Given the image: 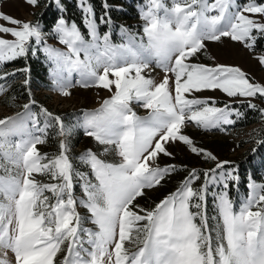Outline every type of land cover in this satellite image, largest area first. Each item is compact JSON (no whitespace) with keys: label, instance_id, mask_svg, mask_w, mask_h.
Segmentation results:
<instances>
[{"label":"snow or ice","instance_id":"6c2138e0","mask_svg":"<svg viewBox=\"0 0 264 264\" xmlns=\"http://www.w3.org/2000/svg\"><path fill=\"white\" fill-rule=\"evenodd\" d=\"M37 2L26 0L32 6ZM172 3L169 9L160 0H151L152 7L163 9L164 15L158 16L153 10L143 15L148 21L144 28L146 43L143 40L136 43L130 38L127 44H111L108 33L99 35L92 9L84 7L86 0H81V6L90 40L85 39L74 22L68 25L61 18L54 26L59 42L68 49L59 52L44 48L53 62L54 77L78 72L81 80L86 81L83 86L109 91L115 86L111 99L104 101L97 112L87 115L82 126L98 143L114 145L121 161L106 163L91 150L79 157L90 166L96 181L93 183L85 173L74 171L64 141L60 142L59 154L49 159L37 148L45 142L44 138L27 129L23 114L18 119L0 120V126L11 125L0 127V155L18 170L12 174V169H5L8 175L0 176V251L11 250L16 264H55V257L66 241L64 264H104L105 258L108 264H264V206H261L264 194L257 195L255 191L257 187L264 191V185L252 186L253 193L239 212L233 210L226 192L218 195L217 208L222 221V234L218 237L222 242L215 248L206 214L190 209L203 208L201 202L205 201L208 184L219 182L216 169L204 172V184L199 190L191 186L200 178L193 171L177 192L155 209L133 210V202L144 194V189L159 185L175 170V166L150 167L149 162H155L159 153L171 155L165 144L181 141L192 146V140L180 134L186 121L206 130L234 123L230 118L233 112L227 107L207 106L205 101L185 98L186 93L219 89L229 97L257 94L264 97V86L251 83L239 68L186 63L204 48L205 41H218L221 37H230L252 49L253 43L248 41H255L254 30L264 34V23L243 13L264 18V6L250 3L242 10L232 11L234 0L212 3L184 0L187 7H182L178 0ZM211 12L217 14L209 15ZM0 19L18 26H0V33L14 38L12 41L0 38V62L26 56L32 42L41 44L38 24L22 23L4 14H0ZM101 22L110 23V20L101 17ZM259 62L264 65V57H259ZM153 63L165 73L159 84L142 75ZM55 82L63 95H69L63 79L57 78ZM3 91L0 86V94ZM133 100L143 102V107L150 110L147 117L141 119L131 111ZM199 105L203 106L195 107ZM24 107L27 110L29 106ZM249 107L256 106L249 104ZM261 112L264 114V109ZM54 120L60 124V135L70 134L60 117ZM13 135L21 138L10 144L7 138ZM6 145L10 150L5 151ZM191 151L209 160L216 159L196 147H191ZM225 163L228 162H221L216 168H223ZM45 173L58 182L38 183L34 174ZM220 175L227 188L226 179ZM74 176L84 181L82 187L87 199L79 204L91 213V222L98 226V232L81 228L82 218L76 211L77 201L73 196ZM228 178L234 179L230 173ZM46 191L55 198L54 203H49ZM254 207L258 210L253 211ZM197 216L200 224L195 222ZM141 221L146 223L140 225ZM83 235H87V241ZM126 241L138 245V250L129 255ZM85 243L91 245V251L84 247ZM0 264L5 262L0 260Z\"/></svg>","mask_w":264,"mask_h":264},{"label":"rangeland","instance_id":"374dc122","mask_svg":"<svg viewBox=\"0 0 264 264\" xmlns=\"http://www.w3.org/2000/svg\"><path fill=\"white\" fill-rule=\"evenodd\" d=\"M100 1L101 9L98 15L90 0H86L84 7L92 9L91 16L96 20L99 35L103 36L108 33L110 35L109 42L113 45L127 44L130 38H134L136 43L141 40L146 43L147 37L144 28L148 21L142 18L143 15L149 10L156 11L158 16L164 15L163 9L155 10L152 7L151 0ZM41 2L44 3L42 6ZM160 2L169 9L173 7L172 0H160ZM178 2L182 7H187L184 0H178ZM212 2L213 0H209V3ZM250 3L264 6L262 0H234V7L231 10L235 11L237 8L242 10ZM51 4L53 5L52 9ZM52 10L57 16L53 15ZM37 13H41V15L44 13V19L38 20ZM0 14L7 15L22 23L38 24L42 33L41 44L30 43L26 56L0 62V86L4 89L3 93L0 94V120L18 119L23 114V122L26 124L27 129L33 134L44 138L45 142L37 145V148L42 156L46 154L49 159L59 154L60 142L64 141L68 146L67 155L73 164L74 171L85 173L95 183L90 166L83 163L79 157L91 150L93 154L106 163L118 164L121 158L117 155L114 145L98 143L93 136L86 134L82 125L87 115L97 112L101 109L104 101L111 99L115 92V86H112V91L96 86H83L86 81L81 80L78 72H72L71 74L64 72L60 73L59 77H54L52 72L53 62L44 51L45 47L59 52L68 51L67 46L59 42L54 31V26L61 18L68 25L74 22L85 39H91L84 24L85 13L81 6V0H38L36 6L26 3V0H0ZM216 14V12L209 13V15ZM243 14L254 21L264 23V18H261L259 14H249L247 12ZM101 17L105 21L110 20V23L101 22ZM0 26L18 27L8 24L2 19H0ZM258 34L261 33L254 30L253 35L257 36ZM0 38L8 41L14 40L11 35L4 33H0ZM248 42L253 43L252 49L245 47L241 42L233 41L230 37H221L218 41H205L204 48L187 59L186 63L208 67L218 65L236 67L245 74L251 83L264 86V65L259 62V57H264V51L256 50V39L254 42ZM80 58H84L83 52L80 54ZM30 69L35 71L37 75L35 79L37 80L33 78V72ZM99 71L102 74L103 69ZM131 75L134 76L135 74L132 73ZM142 75L152 79L154 84H159L163 81L165 73L153 63L143 70ZM169 75L171 76V74ZM57 78L63 79L69 95L61 93L55 82ZM109 78L115 79L111 76ZM185 98L205 101L207 106L210 107H227L233 112L230 118L234 120V123L222 124L218 128L206 130L191 121H186L180 129V134L192 140L191 147H196L201 150V153H209L216 159L209 160L203 154L193 153L191 147L181 141L166 143L165 148L171 155L159 153L155 162L150 161L149 164L153 168L175 166V170L166 175L159 185L144 189V194L136 198L132 207L133 210L146 209L151 211L155 209L156 205L166 197L176 193L193 171L200 178L195 180L191 186L193 189L199 190L204 184V172L216 169L217 181L219 182L208 184L205 201L201 202L203 208L201 210L194 207L190 209L193 212L203 211L206 214L212 245L215 248L222 242L218 237V234H222V221L219 218L217 208L218 195L226 192L233 205V210L239 212L241 206L252 195V186L264 185V118L260 119L259 123L242 128V122L252 115L250 112L258 111L264 117L261 112V109H264V97H260L259 94L256 97H242L239 95L229 97L226 93L216 89L199 92L193 90L186 93ZM249 104H254L256 107H249ZM25 105L29 106L27 110L24 107ZM130 108L141 119L147 117L150 112L149 109L143 107V102L136 100L130 103ZM237 112L241 115L237 116L235 114ZM48 113H51V116ZM54 117H60L64 128L66 130L70 129V134L60 135V124L54 120ZM5 126L11 127L10 124ZM37 129L42 131H37ZM20 138V136L13 135L9 136L7 140L8 143L14 144ZM105 149L108 150L105 151ZM7 150L10 149L6 145L5 151ZM41 162L45 163L47 161ZM221 162L228 163H225L223 168L217 169L216 165ZM0 165L3 166L0 167V176L8 175L5 169H12V174L18 171L3 155H0ZM229 173L234 179L228 178ZM220 174H223L226 179L227 188L224 187L225 180L221 179ZM34 178L40 184L58 182L52 180L47 173L34 174ZM83 183V180L74 176L73 196L77 201L76 211L82 218L81 228L98 232V226L91 222V213L79 204L80 200L87 199L83 191ZM255 191L257 195L264 194V191L259 187ZM44 194L50 197L49 203L55 202V198L52 197L50 192L46 191ZM261 206H264V204ZM252 210L256 211L258 208L254 207ZM140 214L143 215L144 213ZM195 222L200 224L199 216L196 217ZM145 223L146 221H141L140 225ZM83 239L87 241V235H83ZM224 243L226 244V241ZM67 244L66 241L61 246L60 252L55 257V264H64L67 255ZM84 247L89 251L92 250L91 245L87 243L84 244ZM125 247L129 255L138 250V245L127 241ZM111 250L110 246L109 251ZM0 260H3L5 264H16L15 255L11 250L0 251ZM104 264H108L107 258H105Z\"/></svg>","mask_w":264,"mask_h":264},{"label":"trees","instance_id":"16d2710c","mask_svg":"<svg viewBox=\"0 0 264 264\" xmlns=\"http://www.w3.org/2000/svg\"><path fill=\"white\" fill-rule=\"evenodd\" d=\"M264 2V0H262ZM90 2L95 6V9H96V12H97V15L101 9V1L100 0H90ZM42 3V2H41ZM44 3L41 4V6L43 5ZM53 5L51 4V9H52ZM53 12V15L57 16V14L52 10ZM44 13H37V18L38 20H43L44 19ZM255 48L256 50L258 51H264V34H258L256 36V45H255ZM21 63V62H20ZM19 63V64H20ZM21 66V65H20ZM28 69V68H27ZM31 70V69H30ZM33 72L32 76L33 78H37V75L35 73V71L31 70ZM37 80V79H35ZM33 81L34 83L36 81ZM19 86H22V85H19ZM24 87V86H23ZM24 90H25V87H24ZM252 115L245 121L242 122V128H246L248 126H251V125H254L256 123H259L260 122V119L264 118L260 112L256 111V112H250ZM264 133V132H263ZM264 135V134H263Z\"/></svg>","mask_w":264,"mask_h":264}]
</instances>
